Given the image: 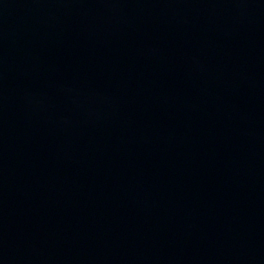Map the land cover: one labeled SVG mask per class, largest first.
Here are the masks:
<instances>
[{"label":"water","instance_id":"95a60500","mask_svg":"<svg viewBox=\"0 0 264 264\" xmlns=\"http://www.w3.org/2000/svg\"><path fill=\"white\" fill-rule=\"evenodd\" d=\"M0 264H264V0H0Z\"/></svg>","mask_w":264,"mask_h":264}]
</instances>
